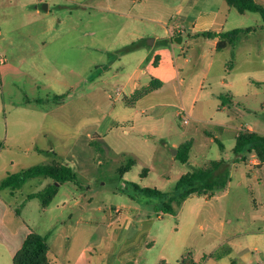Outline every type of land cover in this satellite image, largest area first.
I'll list each match as a JSON object with an SVG mask.
<instances>
[{
	"label": "rangeland",
	"instance_id": "rangeland-1",
	"mask_svg": "<svg viewBox=\"0 0 264 264\" xmlns=\"http://www.w3.org/2000/svg\"><path fill=\"white\" fill-rule=\"evenodd\" d=\"M198 1L0 0V60L25 72L15 83L19 107L6 105L0 113V185L9 175L59 162L76 173L85 191L91 186L86 195L102 209L96 212L98 222L111 214L112 206L137 204L150 210L153 233L160 234L159 248L170 254L169 264L179 260L188 240L193 254L203 238L205 253L220 244L224 224L228 227L235 219L233 212L248 217L254 206L256 192L243 180L256 168L234 163L233 149L242 128L264 134V30L259 27L264 21L258 13H239L222 2L228 30L252 27L256 32L235 47L218 50L212 40L191 36L190 20L200 8ZM177 5L178 11L173 9ZM172 26H180L183 42L157 44V49L168 51L162 65L147 46L140 51L146 55L141 64V58L130 61L125 56L132 42L164 39L166 28ZM138 67L145 74L131 78ZM150 78L161 80L163 87L127 105L124 97H131L134 85ZM56 95H64L67 102L61 111L65 124L53 123V117L43 122L41 116L57 106ZM220 96L226 99L224 107ZM180 109L187 123L178 116ZM188 141L189 160L182 163L179 147ZM130 160L133 164L126 169ZM219 160L230 165L229 187L211 199H187L177 215L158 219L152 205L137 203L124 193L128 183L172 192L181 176ZM44 181L29 179L14 194L0 189L10 205L9 225L23 219L33 232L48 237L61 228L58 221L54 226L48 223V216L58 211L43 210L37 198L26 201L43 189ZM235 199L240 202L231 212ZM17 209L21 219L15 216ZM122 215L127 216L126 209ZM128 222L129 227L136 225V220ZM66 226L73 239L77 233L89 237L87 231ZM128 228L116 234H131L133 228ZM0 252L1 264H12L1 246ZM231 262L224 258L221 263Z\"/></svg>",
	"mask_w": 264,
	"mask_h": 264
},
{
	"label": "crops",
	"instance_id": "crops-1",
	"mask_svg": "<svg viewBox=\"0 0 264 264\" xmlns=\"http://www.w3.org/2000/svg\"><path fill=\"white\" fill-rule=\"evenodd\" d=\"M222 2H224L223 4H227L225 0L198 1V5L200 6V8L190 20V33L194 40H198L201 38L210 39L213 41L214 45L217 48L218 38L202 36V33H220L230 31L227 27V9H225L223 5H221ZM256 2L264 5V0H256ZM178 6L179 5L175 6L173 9H176V11H178V9H180V6ZM165 7H171L172 9V5L169 4H166ZM223 12L225 13V16H222ZM259 27L264 30L263 25H260ZM247 28H251L253 30L249 33L241 34L238 43L241 42L243 37L249 36L250 34L256 32V28ZM165 31L166 37L164 39H155L153 40V44H144L143 42H139V47L125 56H127L130 61L141 58V61L139 62V64H141L145 60L146 55L140 53V51L142 50L141 52H144L145 46H147L151 49L152 53L154 52L153 55L156 60L159 58L161 59L162 65L165 61V57L168 54V51L164 49H157V44L159 43L160 45H166L172 42L173 39H181V42L177 41L178 43L183 42V36L181 35L182 30L180 26L168 27ZM228 47L232 46H227L225 49H227ZM201 57H206V54ZM212 65L213 63L210 64V67ZM34 68L36 70L37 67ZM139 70V67L137 68V70L135 69L132 73L131 78H139L140 76H142V74H145L144 70H142L141 72ZM24 76L25 72L20 70L18 67L14 66L13 64L7 63L5 60H0V113L3 110V106L6 105L19 107V104L17 103L20 101V93L18 91V88L15 86V83L16 81L22 79ZM152 80H155V78L147 79L144 84L137 83L136 85H134V93L144 87H147ZM156 80L159 79L156 78ZM161 83L162 85L160 88L153 90L148 95L161 89L163 87V82L161 81ZM230 89L233 90V88ZM235 94H237V92H234V96ZM144 97H147V95ZM143 98H141L137 102L141 101ZM56 104L57 106L50 112H41L42 119H44L43 122L53 117V123L56 122L58 125L66 123L65 117L61 111L65 108L67 102L58 101L56 102ZM222 107L224 106L222 105ZM181 111L185 112L184 109H180V111L178 112V116ZM44 127L45 126L43 125L41 126L42 131H44ZM247 129L254 132L251 127ZM1 146L2 145L0 143V147ZM244 163H247L249 164V166L256 168L255 170L248 172L245 179L243 180V183H251L250 185H252V188H254L253 191L256 192L255 196L252 198L254 206L252 207V212L250 213V215L247 217L244 214L245 212L240 215L233 212L234 214H232L234 215L235 219L230 220L228 227L226 226V224H224V229L220 234V238L223 237L222 242L215 246L213 249L208 250L206 253L205 238H203L198 244L199 252L197 254H193L192 252H190V242L188 240L186 244H183L181 252L183 254H179V260H177L175 264H181L183 260L189 257L195 263H199L200 261H202V257L204 255H210L216 251H219L221 248L228 250L224 256H222L220 259L208 257L203 262V264H222L221 262L224 258H229L232 261L231 264H264V163H260L255 154H251L248 157V160ZM51 183H54L52 179L45 178V181L41 184V187L44 189ZM230 183L231 180L227 187H229ZM67 184H71L73 187H70V185ZM6 189H10L11 194H14L13 191L15 189ZM90 190L91 186H88L85 191L83 189V186L79 185L78 183L66 182L58 184V192L51 203L46 207H43L41 204L43 210L58 211V214L56 216H48V223L49 225L54 226L56 224V221H58L61 227L56 230V233L51 234L50 232V236H47V258L49 264L170 263V254L166 252L164 247L159 248L161 244L160 234L158 235L153 233L155 221L150 216V210H143L141 209V207L139 208L137 204L112 206L111 214L108 215V217H103L101 221L98 222L96 212L101 211L102 209L101 207L96 208L93 205L94 199L92 196L87 197L86 193L88 191L90 192ZM59 196L62 197L60 198L57 205L54 207V209H50L54 200ZM195 196L197 195H194L190 198H194ZM213 197L208 198L211 199ZM30 200L33 199H28L27 196L26 201ZM239 202L240 201L238 199L232 201V204L234 205L230 210L231 212L236 209ZM124 209L127 210V216L122 215ZM9 210L10 205L0 195V246L6 250V254L10 262L13 264V259L18 251L22 248L26 238L31 233L35 232H33V228L23 219L20 221H16L14 225H9L7 223V214ZM198 213L199 212H197L196 214ZM114 214H116L115 218ZM165 215L169 214L158 213L157 217L158 219H161ZM15 216L21 219L19 209L16 210ZM135 220L136 225H132L131 227H129L131 222L128 221L134 222ZM121 221H124L123 225H121ZM67 223L69 225L75 226V229H82L83 231H87L89 233V237H81L77 233V235L73 239L69 234H66L65 232ZM127 228L128 231L133 228V231L130 232L131 234L125 232L122 233L123 230H127ZM118 230L122 232L120 234H116ZM80 238H84L85 241L84 246L81 250L77 249V247L83 245L84 242L81 239V243L77 245V242H79ZM6 262L8 263V260Z\"/></svg>",
	"mask_w": 264,
	"mask_h": 264
},
{
	"label": "trees",
	"instance_id": "trees-1",
	"mask_svg": "<svg viewBox=\"0 0 264 264\" xmlns=\"http://www.w3.org/2000/svg\"><path fill=\"white\" fill-rule=\"evenodd\" d=\"M225 2L229 7L235 8L239 13H258L264 21V5L256 2V0H225ZM252 30L251 28H238L220 33H202V36L218 38L217 49L223 50L227 46H236L241 34L249 33ZM138 47L139 42H134L125 48V52H132ZM161 85V81L156 79L152 80L147 87L136 91L131 97L125 96L124 101L127 105L133 106L135 102L153 90L160 88ZM64 98V95L54 96V100L56 101H63ZM219 98L223 101L222 105L224 106L226 99L224 96H220ZM191 146L192 142L188 141L179 147L178 157L182 163L188 162ZM233 152L235 155L234 163L246 162L251 154H255L260 163H264V134H258L247 128H242L236 136V145ZM132 164L133 161L130 160L126 169ZM38 177L50 178L54 182L47 185L43 190L28 195V199H39L43 207L48 206L56 196L58 184L66 182L78 183L76 173L68 165L53 162L49 165L35 166L20 173L9 175L1 183L0 189H19L27 180ZM230 179V165L226 161H211L207 166L195 168L181 176L172 192H163L157 188H143L136 183H128L129 187L124 190V193L137 203L152 205L157 213L177 215L187 199L194 195L213 197L217 191L227 187ZM140 196H145L149 199L146 201ZM47 240V236L31 233L24 241L22 248L15 255L13 264H49L47 258ZM227 251L221 248L219 251L210 255H204L202 261L199 263H195L190 257L187 259H190V264H203L208 257L220 259ZM187 259L183 260L181 264H185ZM160 264L166 263L161 262Z\"/></svg>",
	"mask_w": 264,
	"mask_h": 264
},
{
	"label": "built area",
	"instance_id": "built-area-1",
	"mask_svg": "<svg viewBox=\"0 0 264 264\" xmlns=\"http://www.w3.org/2000/svg\"><path fill=\"white\" fill-rule=\"evenodd\" d=\"M185 115H186V114H185L184 111H181V113L179 114V116L183 119V123H187V122H188V120H187V118H186Z\"/></svg>",
	"mask_w": 264,
	"mask_h": 264
},
{
	"label": "water",
	"instance_id": "water-1",
	"mask_svg": "<svg viewBox=\"0 0 264 264\" xmlns=\"http://www.w3.org/2000/svg\"><path fill=\"white\" fill-rule=\"evenodd\" d=\"M44 8L47 9V5H44ZM176 41L181 42V39L176 40ZM148 43H149V44H153V40H150Z\"/></svg>",
	"mask_w": 264,
	"mask_h": 264
}]
</instances>
